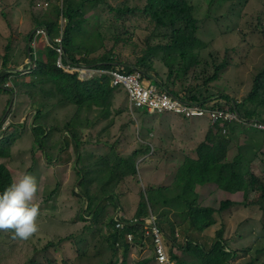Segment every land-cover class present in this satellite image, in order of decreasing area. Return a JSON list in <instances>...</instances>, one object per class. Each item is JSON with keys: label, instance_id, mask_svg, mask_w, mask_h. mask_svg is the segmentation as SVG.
Returning a JSON list of instances; mask_svg holds the SVG:
<instances>
[{"label": "trees", "instance_id": "16d2710c", "mask_svg": "<svg viewBox=\"0 0 264 264\" xmlns=\"http://www.w3.org/2000/svg\"><path fill=\"white\" fill-rule=\"evenodd\" d=\"M48 1H54L49 11L44 15L40 13L35 15L34 23L24 29L25 52L28 50L30 36L37 28H47L51 39L57 37L63 29L65 48L72 60L76 61L77 56L83 57V54H87L84 57L86 62H95L106 69L119 68L127 72L138 68L144 71L145 76L154 79L151 73L157 71L155 68L157 59L162 58L171 74L167 79L158 76L155 80L161 88L166 87L176 98L209 106H211L210 102H215L211 106L214 109L231 106L236 108L246 120L257 119L264 122V69L256 76L252 89L241 103H237L238 101L232 99L228 93L220 90L219 85L212 87L213 83L219 81L221 72L229 62L225 58H219L217 52L210 51L212 45L209 46L203 37L197 9L189 0H147L141 11L133 8L130 0ZM117 1L121 3L116 6L114 2ZM238 2L239 6L249 5V0H238ZM101 5H107L116 13L118 21L129 15L142 14L144 18L152 20L157 27L141 46L134 40L132 34L125 30L126 27H120L119 32L111 37L113 42L108 46L107 33L93 32L90 28L91 25L101 26L100 20H97L96 15L87 16L90 10H98ZM2 12L6 16L10 14L6 9ZM159 28L170 29L172 33L165 31L163 34H158ZM45 52L46 60H40L30 80H24L22 83L28 90H33L32 100L38 98L44 104H49V101L45 100L47 93L44 90L52 85V88L62 96L61 102L89 106L91 109L100 108L103 115H110L111 104L115 106L113 99L122 92V88H114L109 75L106 74L101 79L81 81L78 75L62 72L56 66L57 54L51 47H47ZM206 52L209 57H206ZM97 53L99 55L96 58H91ZM116 56L118 58H115ZM5 81L6 77L0 78V84ZM50 94H54V91ZM215 97L217 99L212 101ZM110 100L111 103H108ZM147 114L148 111L145 112V116ZM37 122L40 120L37 119ZM143 128L149 133L154 130L149 124ZM182 129V137H184L185 126ZM31 130L39 148L43 153L44 151L48 153V159L52 161L56 159L57 156L54 155L58 152V139L47 148L49 135L55 131L41 123L33 126ZM46 131H48L47 135ZM143 134L145 133L142 131ZM227 134L224 135L223 127L220 125L212 127L208 123L205 136L200 142L187 148L189 154L183 149L177 151V156L179 155L182 160L174 168L176 179L172 186L159 190L150 182H146L147 194L142 193L137 167V158L140 156V150L141 154L143 153L145 141L140 140L139 145H135L127 154L121 155L115 145L110 147L101 138H73V143H69L71 150L68 154L76 156L74 161L78 163L80 170L75 168L74 184L81 188L80 193L74 189L73 194L81 206L80 218L89 223L83 234L79 236V240L75 241L79 248L85 246L83 255L87 254L91 242L102 236L103 239H108L115 254L123 253V261L119 264H160L154 249L142 245L145 232L142 222L138 226H127L125 230L110 235L104 232L103 226L115 228L114 216L107 213L106 206L108 202L114 200V196H118L122 213L129 215L130 219L147 218L151 211L154 212L172 244V257L180 264H228L233 255L225 251L223 243L227 246L232 239L226 236L224 223L221 224V229L217 232L211 247L198 241L196 236L213 227L216 224V214L222 213L233 203L222 201L219 207L216 201L207 200L208 206H205L201 203L198 188L218 186L219 189L233 194L243 192L244 207L256 206L260 212H263L264 132L253 127L232 124L227 126ZM21 136V133L11 132L0 143V150L4 151L0 154V194L13 182L7 163L2 162L1 157H4V161L11 158L8 149L10 150ZM241 140L249 141L252 157L242 154ZM102 147L107 151L100 152L99 149ZM58 161H65V158L60 157ZM35 162L36 160L33 164ZM29 170H32V167ZM57 171H60V174L65 173L60 169L54 172ZM127 179H132L139 189L133 191L132 198L128 199L125 195H116L115 191H108L113 181L126 184ZM99 182H106V186L99 185ZM149 186L151 187L148 189ZM62 187V182H59L54 188L55 194L45 193L43 207L58 203L60 195L57 194ZM139 191H141L140 199L134 197ZM211 193L212 191L205 192L203 198ZM117 207L118 205L115 208ZM87 214L92 216L93 220L87 221L85 218ZM178 231L187 241L177 237ZM131 232L137 235L139 244L129 243L127 234ZM118 243L121 245L118 246ZM47 250L46 248L45 251ZM259 252H264V249ZM234 254L236 259L237 254L235 252ZM0 264L4 263L0 260ZM31 264L41 263L31 262ZM48 264L55 263L50 261ZM246 264L264 263L251 260Z\"/></svg>", "mask_w": 264, "mask_h": 264}, {"label": "clouds", "instance_id": "9594fccd", "mask_svg": "<svg viewBox=\"0 0 264 264\" xmlns=\"http://www.w3.org/2000/svg\"><path fill=\"white\" fill-rule=\"evenodd\" d=\"M45 1L48 2V0H45ZM134 1L136 0H130V4L132 5ZM189 1L194 4L197 11L202 9V5H201L202 2L197 1V0H189ZM228 1L229 0H222L221 2H219V5H222ZM0 2L2 1L0 0ZM217 2L218 0H211L206 3L203 2V5L204 6L208 5L207 9L210 10L211 6L216 7V5L218 4ZM146 3L142 6L132 5V7L139 9L141 11V8H143L146 5ZM237 3L239 4V2ZM38 6L40 5L36 3L33 7V11L39 8L37 10H40L41 11L40 14L44 15V13H42L43 11L42 8H40L41 6L40 7ZM10 9H11L10 11L11 13L12 8L10 7ZM45 11H46L45 12L46 14L48 12V8ZM36 14L37 12H33L32 17H34ZM138 16H142V14L141 15L138 14L136 16L129 15L127 17L135 18ZM17 27L18 25H14V26L10 25L9 26L10 33L11 34L16 33L18 30ZM162 29L166 31V33H172V30L170 29H166V28H162ZM23 33H24V30L21 31L20 37L24 45L23 53L25 54L26 58L19 64L17 63L10 64L11 59L9 60L8 58L9 57L8 50L11 51L13 49L14 44L13 43L10 44L11 42H13V39L12 41L8 40L9 45L6 47V53L3 56V63L0 67V78L6 77V81L3 84H0V120H1L0 121V143L11 132H18L22 134V136L15 141V143L12 145L10 150L8 149V155L11 156V158L8 161H4V157H1L2 162L7 163L6 166H8L10 170L13 182L11 183L10 186H8L4 190L2 194H0V234H2L1 231H11L13 233L11 238L16 240L14 243L18 244L19 246L26 247L24 251H20L21 255L24 258L23 264H31V262H35V263L45 262V264H48L50 261L54 262L55 264H58L55 254L60 250V248L57 247L56 243L52 242L51 240L49 243V238L46 234L41 235L40 218L42 219L44 212H40V208L42 207L43 209H46L47 207V206L43 207L45 205L43 203L44 192H43V196H41L42 194L40 195L41 188H45V185H46V180L44 179L43 174L40 175L39 173H36L35 168L33 166H30L24 171L22 176H20L17 179H14V170L11 164L14 163L16 160L15 155L20 154L21 156H26L28 154L19 149L20 144L17 142H19V140H21V138L27 134L26 132H28L34 138L31 129L33 128V126L35 127L37 126L38 123H41L42 119L46 123L45 124L41 123V124L52 129L53 131L59 130L60 133L64 135V137L65 136L71 137V136L76 135L73 124L78 130L88 133V131L91 129V124L86 125V123L87 122L91 123L94 120L92 109L89 106H80L79 104H74L71 102H61L63 101L62 96L52 88V85L48 87L46 90H44L47 94L48 92L50 93L54 91V94H50L49 104H45L46 105L45 107L41 104V101H39L38 98L35 101L32 100L31 95L33 93V90H28L24 85H22V83H24V80L25 81L30 80L33 72L38 66V62L40 60H46L47 56H46L45 49L47 47H51L56 52L57 54L56 56L57 58L55 61L56 66L60 70H62V72L64 71L66 73L76 74L78 75L81 81L101 79L103 76L107 74L111 77L112 79L111 85L114 88H122L121 93H125L127 95V97L130 100L131 107H133L134 109L142 110L143 112L141 114H144L146 111H148L149 114H147L146 117L144 118L140 117V118L142 120V124H145V125L149 124L154 128V130L151 131L150 133L148 132V130H146L148 132V134H145L147 135L146 139L145 137L143 139L141 138L142 142L145 141L146 144L144 146L146 147L143 148L142 154L140 150V156L137 158V167L139 171V178L141 180V190L144 191L145 194H147L146 182H150L152 185H157V183H155L157 182L156 178L152 180L150 179V177L153 175V171L149 167L151 162L158 159V162L161 163L162 166H164L166 161L169 160L170 163L175 164V166L178 165L181 162L182 158H179V155L177 156V151L178 150L180 151V149H183V151H186L189 154L190 152L189 150H187V148L195 146L196 143L200 142V139L205 136V131L203 133V130H206V128L208 127V123L212 127H216L218 125L223 127L224 135H228L227 126L232 125V124L233 125L240 124L244 127L249 126V127H253L257 130L264 132V129L259 127L260 125L264 126V122H261L257 119L246 120L242 118V116L240 115V113L238 112L236 108H231V106H224V107H221L220 109L219 108L214 109L211 106H213L215 102H210L211 106L196 103V102L194 103L187 102V101H184L183 99L181 100L179 98H176L173 94H171V92L166 87L161 88L155 79L158 78V76L167 79L168 77H170V74H171L169 67L164 63L162 58L157 59V62L160 64V66H158L156 63L155 68L157 71L151 73L153 74L154 79H150L149 77L145 76L144 71L138 68H136L134 71L127 72L119 68L118 69L117 68L106 69V68L99 66V64L95 62H86L84 60V57H86L87 54H83V57L77 56L76 61L72 60L70 56L68 55L66 48H65L63 29L61 30L60 34L57 37L51 39L47 28L45 27L37 28L30 36V39L27 44L28 50L26 52L24 51L25 42L23 40ZM40 39H42L43 42H40ZM106 41L109 44L113 42L112 38L108 36L106 38ZM36 42H39L38 46ZM102 52L105 53L103 50ZM98 55L99 53H97L95 56L91 58H96ZM115 58H118V57L116 56ZM228 68H229V64L221 72L219 76V80L221 79V77L224 75V73L226 72ZM262 70L259 73H261ZM257 75H255L253 79V83H252L250 90L253 87L254 80ZM218 82L213 83L212 87L219 85ZM139 85H142L145 89L150 91L149 100L144 102V104H140L139 100L135 98L133 95L134 88ZM165 93L169 97L168 105H165L160 100L162 98V95ZM52 96L57 97L56 102L51 100ZM245 97L241 100H237L238 101L237 103H241L245 99ZM152 99H155L156 101H158V104L153 106L150 102V100ZM216 99L217 97L213 98L212 101H215ZM36 101H37V104H36ZM19 102L23 103L25 107L21 108L18 105ZM113 103L115 104V98L113 99ZM27 104L31 106L30 111L28 113H26V111L28 110ZM66 105H72V106L69 107V110L67 112L68 119L66 120V123L63 126H59L58 124H56V122L53 120L52 114L44 112L45 110H47L49 107H52V106L54 108L56 106L57 109H61L65 107ZM112 105L113 104H111V106ZM233 105L234 107L236 106L235 103ZM116 107L117 106H115V109ZM95 109L98 115L100 116L101 123H103L104 119H107L108 117L112 118L115 121V124L116 122L120 120V118L126 119L127 120L126 123L129 122V119H127V115L123 114L125 113V111L120 107H119L118 112H116L115 116H114V113L112 112L110 113V115L105 116L102 114V112H100L101 111L100 108H95ZM37 119H39L40 122H37ZM195 119H202L199 122V126L201 127V129L198 130V133L201 132V136L191 141L189 140V132L191 131L193 132V130L195 129L193 128L194 126L189 125V122ZM51 122L53 123V126L49 125L51 124ZM180 123L185 124V136L184 137H182L183 129H181L182 131L181 133L175 127V125L180 124ZM81 126H84V128L79 129V127ZM139 127H141V124L139 125ZM110 128H112V124H108V123L104 127L105 131L109 130ZM45 134L47 135L48 131H46ZM98 138L103 139L105 142H107L110 145V147L112 145H115L121 155L127 154L129 151H131L135 147V145H139V143H136L135 141H133V131H131V129L130 130L127 129L126 135L124 133L120 134L117 131H113V132L109 131L105 133L103 136L98 137ZM167 139H169L168 142H166ZM35 144H37L38 148H35V147L33 148ZM30 147L32 148V150H34L35 155H37L38 151L40 152L42 157L47 160L46 163L52 167L51 169H49L52 171H55L56 169H60L66 172L67 170L61 167L66 164H62L61 162L63 161H58V160L60 157H64L65 161L72 158L73 160L71 161V163H69V165H73L74 173L73 174L70 173V174L72 177L74 174L76 175L75 168H79V165L78 163H75L74 161L76 156H71L68 154L69 151L71 150V147H69L68 142H64L63 145L58 144L57 146L58 152L54 155L57 157L53 161L48 159L47 157L49 156L48 153L45 151L43 153L41 148H39L38 143H36L34 139H33V145L31 143ZM103 148L104 147H102V149ZM240 148H241L242 154L244 155L248 154L250 157L253 156L248 140L247 141L241 140ZM127 149L128 151H126ZM3 152L4 151L0 150V154H2ZM102 152H105V151L102 150ZM149 152L151 153L149 154ZM142 163L146 164L147 169H148L147 172H141L140 165ZM31 167H32V170H29ZM18 168L20 169V166ZM174 168L171 170V173H173V175L175 176L176 174L174 173ZM71 180L72 179H70L68 182H70ZM173 183L169 184V186H172ZM116 185H117V188L121 192L120 195H125L128 199L133 197L132 192L134 191L133 185H135V183L133 182L132 179H127L126 184L125 183L122 184L120 182H117L116 180ZM65 188H66L65 185H63L61 190L58 192L57 196L60 195V200H58V202H61L62 194ZM74 189L79 193L81 192V188L79 187V185L77 186L75 185ZM135 189L136 191L139 190L138 187H135ZM202 191H204V194L205 192L208 193L209 191H212V193L210 195H207L206 198H203ZM198 192L201 195V203L204 204L205 206H208V203L206 202V200L216 201L219 207L222 201H230L233 203L231 207L227 208L222 213L216 214V218H215L216 224L210 228V229L213 228L215 235L203 237L204 238L202 241L203 244H206L209 247H211L214 244L215 239H216V234L219 231V229H221V226H222L221 224L224 223L226 227V224H225L226 216L229 218L233 214L234 208L236 206L238 205L242 206L244 208L243 210L256 208V206H252L249 208L244 207L245 196L243 192H238V193L233 194L230 192L223 191L222 189H219L218 186L199 187ZM223 192H226L227 194L231 196H239L242 198V201H237L233 199H224ZM117 199L119 200L118 196H117ZM203 199L204 201H202ZM118 200H117L118 209L115 208V209L107 210L108 214L114 216V221L116 224L115 228L103 226L104 232L107 235H110V234L125 230L127 226H132V227L138 226L142 222L143 224L142 226L145 228L142 245L145 248L154 249L159 263L163 264L161 263L159 259L158 245H157L156 240L154 239V237L149 236L147 234L148 227H150L147 221L151 219L152 217H155L157 225L163 231V241L167 249V255L170 259V262L172 264H180L176 259L172 257V253H171L172 248H173L172 244H170L167 233L161 227L158 217L154 214V212L151 211L150 215L147 218L130 219L129 215L122 213V208L119 207ZM255 213H256L255 211L251 212L252 215H255ZM217 216L221 218H219L218 220ZM85 218L87 219V221L93 220V217L90 216L89 214H87ZM128 219H130V221H128ZM119 222L124 224L123 228H118ZM127 235H128L129 243L131 245L139 244L136 234L131 232V233H128ZM176 235L179 239L183 238V240L185 239V241H187V239L182 236L180 231H178ZM131 236L133 237V239H131ZM57 237L61 238V236H57ZM227 237L231 238L232 242L227 244V246H225L224 243L223 245L225 247V251L233 255L232 259L228 262V264H242V262L240 261L242 260V255L249 254V252L252 251L251 247L248 249H242V250L235 247V238L240 237L238 234H235L233 237L232 236L231 237L227 236ZM141 243L142 242L140 240V244ZM239 243L240 242H238V244ZM73 244L77 248V251L82 250L81 252H79V255L77 256L80 258H84L86 255H83V251H84L83 247L85 246L82 245L81 248H79L76 245L75 241L73 242ZM120 245L121 243H118V246ZM2 248H3V244L0 243V255H2L1 254ZM46 248L48 249L47 251H45ZM234 252L237 254L236 259H235ZM43 253H45L44 256H42ZM259 253L264 254L263 252H259ZM118 254H121V253H118ZM95 256H97V254H94V257ZM251 260H258L259 263H264V261L259 260L258 257H254ZM251 260L249 262H251ZM9 261H10V257H8L7 259H4L3 257L1 258V262L4 264L5 263L8 264ZM66 263L69 264L68 262ZM41 264H44V263H41Z\"/></svg>", "mask_w": 264, "mask_h": 264}, {"label": "rangeland", "instance_id": "374dc122", "mask_svg": "<svg viewBox=\"0 0 264 264\" xmlns=\"http://www.w3.org/2000/svg\"><path fill=\"white\" fill-rule=\"evenodd\" d=\"M1 1L0 67L3 63V56L6 53V47L9 45L8 40L12 41L13 39V42L10 44H14L13 49L11 51L8 50L9 54L7 53L9 60L11 59L10 64H19L26 58L25 54L23 53L24 45L20 35L21 31L34 23L32 17L33 12H37L36 15L41 12L40 10H37L39 8L33 11L34 5L38 3V5L41 6L38 7L42 8V13L45 14V10L48 8L49 11L50 6L54 3V1L47 2L45 0ZM146 1L147 0H136L132 3V5L142 6L146 3ZM197 1L202 2V9L198 10L197 12L199 15L200 28L202 29L203 37L207 40L209 46L212 45L210 51L217 52V54H219V58H225L229 62V68L218 82L219 89L222 91L224 90V92L228 93L232 98L241 100L250 90L255 75H257L264 68V0H249V5L245 7L239 6L237 3L238 1L236 0H229L226 3L219 5V2L222 0H218L216 7L211 6L210 10L207 9L208 5H203V2L206 3L211 0ZM117 2H114L116 6L121 3V1ZM5 7L9 12L11 11L10 7L12 8V12L7 16L2 13ZM95 15L97 16V20H100L101 26L91 25L90 28L93 32H106L108 36L113 37L115 33L119 32L118 28L126 27L125 30L132 34L134 40L139 42L140 46L143 45V40L152 34L153 30L157 27L152 20L146 19L142 16L135 18L127 17L121 21H118L116 18L117 14L111 11L107 5H101L98 10H90L87 14L88 17ZM13 24L18 25V30L16 33L11 34L9 26H14ZM164 32L165 31L162 28H159L157 31L158 34H163ZM40 42H43V40L40 39ZM36 44L38 46L39 42H36ZM108 46H110V44ZM205 54L206 57H209L207 52ZM157 65L160 66L158 62ZM49 98L50 93L48 92V94L45 95V100L49 101ZM51 100L56 102L57 97L52 96ZM40 101L45 107L46 105L44 102L42 100ZM111 101L112 100H110L108 103H111ZM18 105L21 108L25 107V105L21 102H19ZM70 106L72 105H66L61 109H57L56 106L55 108L52 106L44 112L52 114L53 120L56 122V124L63 126L68 119L67 112ZM115 106H117L116 109ZM115 106L112 105L110 107L111 112L114 113V116L120 107L125 111L126 114H123L127 115V119H129L128 123H126V119L120 118V120L115 124V121L110 117L104 119L103 123H101L100 116L94 108L92 109L94 120L91 123H86V125L91 124V129L88 131V133L78 130L74 124L73 126L76 132L75 136L64 137V135L61 134L59 130H56L50 134L47 148H50V146H52L57 139L59 144L63 145L64 142L73 143V138L76 137L80 139H87L89 137L98 138L109 131H117L120 134L124 133L126 135L127 129H131V131H133V138L136 137V143H139L141 138L143 139L145 137L146 139L147 135L145 134H148V132L143 128L145 124H142L141 120V118L146 117L145 113L141 114L142 112L138 111L139 109H134L131 107L130 100L125 93H120L118 95V97L115 99ZM30 107L31 106L28 105V110L26 113L30 111ZM201 120L202 119H195L189 122V125L194 126L193 128L195 129L193 132H189V140L192 141L201 136V132L198 133V130L201 129L199 126V122ZM41 123L45 124L46 122L42 119ZM107 123L112 124V128L107 131H103ZM140 124L141 127H139ZM49 125L53 126V123L51 122ZM184 126L185 125L181 123L175 125V127L181 133V129ZM83 128L84 126L79 127V129ZM142 131L145 133L144 135H142ZM204 131L205 130H203V133ZM26 133L27 134L24 135L17 143L20 144L19 149L28 154L26 156H21L20 154L15 155L16 160L11 164L14 170V179L22 176L27 168L33 166L36 173H39L40 175L43 174L44 179L46 180L45 188H41V196H43V192L44 196L46 192L55 194L54 188L59 182H62V185H65L66 187L63 191L61 202L48 204L46 209H43L42 207L40 208V212H44L42 219L40 218L41 235L46 234L48 238L52 242H55L56 246L60 248V250L55 254L57 263L67 264L66 262H68L69 264H119L122 262L123 253L121 252V254H115L108 243V239H103L102 236H98L91 242L88 250L86 251V256H83L84 258L77 256L82 250L77 251V248L74 246L73 242H77L79 240V236L81 233L83 234L85 227L89 225V223L83 222L80 218L82 214L81 206L78 204V201L73 194V190L75 188V174L73 177L71 176V174L74 173V167L73 165H69L73 159L70 158L67 161L61 162L62 164H66L61 166L67 170L65 173L60 174V171L55 173L54 171L49 170L52 167L46 163L47 160L42 157L40 152L38 151L37 155H34V150H32L30 147V142L33 145L34 138L28 132ZM168 141L169 139L166 140V142ZM34 147L38 148L37 144H35L33 148ZM102 150L107 151L105 147L103 149H99L100 152H102ZM126 151H128V149ZM151 152H149V154ZM32 155H34L33 160ZM34 160H36V162L33 164ZM19 166L20 169L18 168ZM174 166L175 164L170 163L169 160L166 161L164 166L158 162V159L152 161L149 165L153 171V175L150 177V179L152 180L156 178L157 180V182H155L157 185L153 186L157 189H164L163 187H166V185L169 186V184L173 183L176 179L173 173H171V170L174 168ZM140 170L141 172H147L148 169L146 164L142 163L140 165ZM70 179L72 180L68 182ZM98 184H104L103 186H106V182H99ZM133 187L136 191L135 187L137 186L133 185ZM150 187L151 186H149L148 189ZM108 191H115L116 195H120L121 192L117 188L116 180L110 183ZM142 193H144V191H142ZM202 193L204 195V191H202ZM223 196L224 199L242 201L241 197L231 196L226 192H223ZM134 197L140 199L141 191H139ZM117 200V197L114 196V200L108 202L106 206L107 209H115ZM206 202L208 201L206 200ZM243 209L244 208L242 206L238 205L234 208V212L229 218L226 216V234L230 237H233L235 234L240 236L235 238V247L241 250L251 247L252 251L249 252V254L242 255V260H240L242 264L249 262L254 257H258L259 260L264 261V254L259 253L260 250L264 249V211L260 212L257 207L254 209ZM252 211L256 212L255 215L251 214ZM217 218L219 220L221 217L217 216ZM1 233L0 243L3 244V248L1 249L2 255H0V260L2 257L4 259L10 257L8 264H23L24 258L20 251H24L26 247L19 246L18 244L14 243L16 240L11 238L13 235L11 231H1ZM214 235V230L212 228L201 234H198L196 239L201 242L203 241V237ZM56 236H61V238ZM238 242L240 243L238 244ZM94 254H97V256L94 257ZM44 255L45 253L42 254V256ZM39 263L45 264V262Z\"/></svg>", "mask_w": 264, "mask_h": 264}, {"label": "built area", "instance_id": "2783aa9c", "mask_svg": "<svg viewBox=\"0 0 264 264\" xmlns=\"http://www.w3.org/2000/svg\"><path fill=\"white\" fill-rule=\"evenodd\" d=\"M133 95L135 98H137L139 100L140 104H144V102H146L147 100H149L150 97V91L145 89L142 85H139L137 87L134 88L133 90ZM161 102H163L165 105L169 104V97L165 94L162 95V98L160 99ZM151 104L154 106L156 104H158V101H156L155 99L150 100ZM260 128L264 129L263 125L259 126ZM148 224L150 227H148V232L147 234L149 236L154 237V239L157 242L158 245V253H159V259L161 261V263L163 264H172L170 262V259L167 255V249L165 247L164 241H163V231L162 229L157 225L156 223V218L152 217L151 219H149ZM124 224L119 222L118 223V228H123ZM131 239H133V237L131 236Z\"/></svg>", "mask_w": 264, "mask_h": 264}]
</instances>
